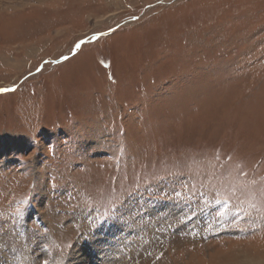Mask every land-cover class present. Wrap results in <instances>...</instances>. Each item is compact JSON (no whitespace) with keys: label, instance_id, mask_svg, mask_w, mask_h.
<instances>
[{"label":"rangeland","instance_id":"1","mask_svg":"<svg viewBox=\"0 0 264 264\" xmlns=\"http://www.w3.org/2000/svg\"><path fill=\"white\" fill-rule=\"evenodd\" d=\"M112 228L102 264H264V0H0V264Z\"/></svg>","mask_w":264,"mask_h":264},{"label":"bare ground","instance_id":"2","mask_svg":"<svg viewBox=\"0 0 264 264\" xmlns=\"http://www.w3.org/2000/svg\"><path fill=\"white\" fill-rule=\"evenodd\" d=\"M171 225H168L166 227V229H168ZM106 229V228H105ZM100 232V233H99ZM93 238L97 241H102V244L107 243V252L102 251L99 252L98 250H96L94 248V246H90L89 247V252H93L95 250V254H96V259L94 261H92L95 264H102V263H107L109 262V259L113 258L115 253L119 252L120 249L123 247L122 243H124V241L126 240L127 236L125 235V233L123 232V229H119V228H112L109 231L107 230H102V231H97L96 233H94ZM89 237V236H88ZM91 238V236H90ZM89 238V239H90ZM92 239V238H91ZM90 239V240H91ZM94 241V240H93ZM92 242V241H91ZM84 243V242H83ZM88 243V242H87ZM78 245L79 243H77L76 247L74 246L73 248V253H72V260L75 261V264H81V259L82 256L81 254H77L78 250ZM83 245V244H82ZM80 246V245H79ZM89 246V245H88ZM98 248V247H97ZM103 250V249H102ZM112 252H114L112 254ZM80 253V252H79ZM3 255V254H2ZM80 255V256H79ZM112 255V256H111ZM111 257V258H110Z\"/></svg>","mask_w":264,"mask_h":264}]
</instances>
